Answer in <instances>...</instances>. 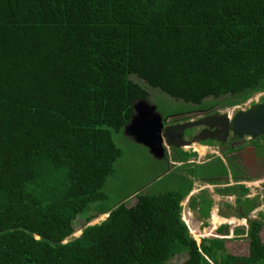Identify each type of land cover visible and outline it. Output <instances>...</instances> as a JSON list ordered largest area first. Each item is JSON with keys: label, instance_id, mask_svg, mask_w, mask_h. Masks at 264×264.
<instances>
[{"label": "trees", "instance_id": "trees-1", "mask_svg": "<svg viewBox=\"0 0 264 264\" xmlns=\"http://www.w3.org/2000/svg\"><path fill=\"white\" fill-rule=\"evenodd\" d=\"M137 80L196 107L264 94V0H0V264H172L183 254V264H264V216L236 233L246 256L226 240L197 243L182 207L194 185L183 180L67 242L107 200L123 156L114 135L151 98ZM241 198L247 217L255 203Z\"/></svg>", "mask_w": 264, "mask_h": 264}, {"label": "rangeland", "instance_id": "rangeland-1", "mask_svg": "<svg viewBox=\"0 0 264 264\" xmlns=\"http://www.w3.org/2000/svg\"><path fill=\"white\" fill-rule=\"evenodd\" d=\"M137 82L150 92L151 98L148 103L151 107L157 108L158 114L164 119V121H166L168 117L172 115L185 113L182 116L177 117L176 120L186 123H193L203 117V113H198L200 110L213 111L215 113L228 112L231 116H233L238 112L248 111L253 103H258L260 99L264 97V94L256 95L249 102L242 103L234 108H224L223 100L213 99L205 101L201 107H196L194 105H188L184 102L177 101L159 90L151 89L141 81L137 80ZM214 103L216 105L210 108V106ZM190 111H194V113H191ZM199 130L200 129L197 131ZM191 134L192 131L189 132V135ZM114 138L118 147L123 151V156L115 164L114 175L111 176L107 187L105 188L104 192L107 196V200L93 206L88 214L81 216L77 220L75 223V226H77V231L73 237L67 240V242H71L80 238L82 236L83 230L87 226H96L104 223L109 218V215L102 216L104 213L112 212L123 204L132 207L137 203L138 198L141 195L169 193L178 187L181 180L186 181L187 183L191 182L194 186L199 184L197 185L196 189L203 191L202 195H200L202 197H200L198 200L196 199L197 205L194 206L195 204L192 205L193 203L190 205V208L194 211L196 218L199 217V214L208 218L212 207L215 206V209H218L220 205L218 202L220 201L222 202L220 206L222 213L220 212V214L225 215L228 211L225 208L224 201H230L233 203L235 202L234 198L231 201L229 200L230 197L220 194L221 191L225 190L224 187L226 186H211L203 182V180L206 179L218 180V178L221 176L219 174L220 170H223L222 176L225 177L226 173L224 172L228 169V179L231 182L232 180L238 181L236 179L237 176L240 180L242 179L243 181H246L242 184L247 185L251 190H253L254 194L255 192L260 194L264 191V189H262V184L264 182V145L262 143L259 145V142L264 141V138L260 139L259 142L257 141L253 143H250L248 140H246L245 143L241 145V149L238 151V154L231 156L230 159H227V155H225L226 158H224L220 151L215 150L218 155L215 154L213 157H211L212 155L209 154L212 151L208 153V156L210 157L209 164H207L208 162L202 160L199 162L200 164L195 163L192 165L187 163L184 166L178 164L180 160L179 157H177V155L180 156V154H182V151H173L174 155H168L165 159L159 160L151 153L149 148L139 144L132 136L128 135L126 130L121 134L114 135ZM209 145L216 146L214 143H209ZM197 147V149H202L200 146ZM186 149L189 150L188 148ZM215 156L219 158H216ZM195 159L198 158L196 157ZM224 162L225 164H228V167L226 166L227 169L223 167ZM210 193L212 195H210ZM212 197L214 198L212 199ZM227 198L229 199L227 200ZM209 199L213 200L212 206L209 205ZM185 203V206H183V220L186 219L188 213L187 210L189 211V204ZM198 207L201 209V213L200 211L198 212ZM245 207L250 208L249 206ZM258 210L261 211V214L259 215L261 218L264 216V213H262L263 210ZM230 216L231 214H227V217ZM257 217L258 214L254 213L251 216V220L253 221ZM92 218H95L96 220L88 224L87 222H89V220ZM191 220H193V218ZM191 220L188 219V221ZM239 223L232 222L228 228L231 230L235 227L236 229L247 232L249 229L248 223L246 221L244 223ZM212 228L214 227H210L208 224L207 227H205V230L203 232L201 231L202 234H195L192 230L190 234L195 240H199L200 237L202 239L204 238V240L219 239L216 236L222 238L220 233L216 232V234L213 235L211 232L213 230ZM229 229L225 230L223 234H229ZM231 237H233L232 234L230 235V238ZM262 238L264 241V231L262 233ZM228 240H230L228 241L230 242L229 245H227L229 254L234 256H246L249 254L250 242L245 236ZM198 244L200 245L199 241ZM186 260L187 255L183 254L178 256L177 259L172 262V264H183Z\"/></svg>", "mask_w": 264, "mask_h": 264}, {"label": "water", "instance_id": "water-1", "mask_svg": "<svg viewBox=\"0 0 264 264\" xmlns=\"http://www.w3.org/2000/svg\"><path fill=\"white\" fill-rule=\"evenodd\" d=\"M135 116L126 128L128 135L136 142L149 148L151 153L159 160L167 157V149L183 150L193 144L218 141L227 143L230 135V126L239 138L251 137L258 139L264 137V104L257 105L248 111L238 113L232 124L227 115H214L197 123L183 124L165 128L164 119L158 114L157 108L151 107L147 101L135 105ZM198 127L208 128L193 142L185 140V133Z\"/></svg>", "mask_w": 264, "mask_h": 264}, {"label": "flooded vegetation", "instance_id": "flooded-vegetation-1", "mask_svg": "<svg viewBox=\"0 0 264 264\" xmlns=\"http://www.w3.org/2000/svg\"><path fill=\"white\" fill-rule=\"evenodd\" d=\"M260 104H264V97L263 98H261L260 99V101L258 102V103H253L252 105H251V108H253V107H255V106H257V105H260ZM250 108V109H251ZM191 113H194V111H190ZM198 113H200V114H202L203 113V117L202 118H200L198 121H196V122H193V123H197V122H199V121H201V120H203V119H206V118H208V117H212V116H214V115H218V114H221V115H227V116H229L230 117V120H231V124H232V122H233V120H234V118H235V116L238 114V113H240V112H238L237 114H235V115H233V116H231L228 112L227 113H218V112H213V111H207V110H200V111H198ZM183 114H185V113H182V114H177V115H172V116H170V117H168V119L165 121V128H168V127H175V126H179V125H183V124H189V123H186V122H183V121H178V120H176V118L177 117H180V116H182ZM198 129H200L199 131H197ZM208 128H206V127H198V128H196V129H194V130H192V134L191 135H189V132L191 131H187L186 133H185V140L186 141H188V142H193L194 140H195V138L196 137H198V136H200L203 132H205L206 130H207ZM260 138H262V137H260ZM260 138H258V139H254V138H251V137H245V138H239V137H237L236 135H235V133H234V130L232 129V127L230 126V135H229V137H228V141H227V143H220V142H218V141H208V142H206V143H200V144H193V146L192 147H188V149L189 150H187L186 148L185 149H183V150H177V149H175V148H172V149H167V156L168 155H174V153H173V151H175V152H179V151H183V152H185V153H189V154H198V159H195L196 157H194V158H192V160L191 161H189L188 162V164H192V165H194L195 163L196 164H200L199 162H200V159H199V153H198V151L196 150V148H195V146H200L201 148H203V149H207V151L208 152H210L211 150L213 151V149H214V152H216L215 150H218V151H220V153L223 155V157L224 158H226L225 157V155H227L228 156V158L227 159H230V157L231 156H235V155H237L238 154V151L241 149V145L242 144H244L245 143V141L246 140H248L250 143H253V142H257V141H260ZM209 143H214L216 146H210L209 145ZM261 143L264 145V141H260V145H261ZM177 157H179L180 158V156H178L177 155ZM211 157H213V155L211 156ZM216 157V156H215ZM210 157L208 156L207 158H206V160H204L205 162H208L207 164H209V162H210V159H209ZM216 158H219V157H216ZM224 158H222V159H224ZM232 160V159H231ZM194 161V162H193ZM198 161V162H197ZM223 162V161H222ZM178 164L179 165H181V166H184L185 164H187L186 162H183V161H180V162H178ZM224 165L225 166H227L228 167V164H225V162H224ZM229 178V177H228ZM229 181V179H227V178H225V177H223V176H220L219 178H218V180H216V181H221V182H223V181ZM232 181H234V180H232ZM231 182V181H230ZM243 182H246V181H243ZM231 185V184H230ZM229 185V186H230ZM263 188L262 189H264V182H263ZM220 186H226V187H224L225 188V190L224 191H226L228 188H230L229 186H228V184H225L224 183V185H220ZM242 187H245L249 192H248V194H246V196L245 197H243V195H242V193H238V194H227L226 193V195L225 196H228V197H230V199L229 198H227V200L229 199V200H233V198L237 195V198L235 199V202L233 203V202H230V201H224V203H225V208H226V210L228 211L227 213H229V214H231V217H234V218H236L237 220H242V221H244V220H247L248 222L249 221H251V216L255 213V214H258V217L255 219V220H258V219H261L260 218V214H261V211H259L258 209H262L263 210V212L262 213H264V191L263 192H261L260 194H258L257 192H255V194H254V192H253V190H251L247 185H243ZM223 188V189H224ZM222 189V188H221ZM203 192V191H202ZM233 197V198H232ZM240 197H242L241 198V200H244V201H246V202H248V201H250V202H254L255 203V210L250 214V215H248L247 217H245V215H244V213H245V211H244V208H241V207H239V199H240ZM226 198V197H225ZM193 200L194 199H192V202H193ZM191 202V203H192ZM209 202H212L213 203V200H211V199H209ZM190 203V204H191ZM235 205V206H234ZM230 211V212H229ZM200 213H201V210H200ZM202 216V215H201ZM187 217V216H186ZM213 219H215V222L216 221H220L221 222V224L220 225H222V223H223V220L220 218V217H218V215L216 214V212H214V215H213ZM223 219H225V218H223ZM226 220H228V219H226ZM184 221L187 223V221H186V219H184ZM213 222H214V220H213ZM188 224V223H187ZM220 225H216L215 223H214V227L215 228H217V227H219ZM191 229V228H190Z\"/></svg>", "mask_w": 264, "mask_h": 264}, {"label": "crops", "instance_id": "crops-1", "mask_svg": "<svg viewBox=\"0 0 264 264\" xmlns=\"http://www.w3.org/2000/svg\"><path fill=\"white\" fill-rule=\"evenodd\" d=\"M196 150H197V148H196ZM200 149H198L197 151H198V153H199V159H200V162L203 160H206V158L208 157V153H210V152H207L206 154H205V156L203 157V155H202V153H201V151H199ZM212 151V150H211ZM215 154H217L216 152H214V150L209 154V155H215ZM218 155V154H217ZM233 182V183H232ZM231 182V185L229 186V187H235V186H243L244 184H242L243 182H241V183H235V181H232ZM235 183V184H234ZM197 185H199V184H196V186H194V189H193V192L191 193V195L182 203V207L183 206H185L184 205V203L186 202L187 204H189V211L187 210V214H188V218L189 219H191V217H193V220H192V222H193V225H196V228H198L199 229V233L200 234H202L201 233V231L203 232L204 230H205V227H207V225L209 224V226L211 227H214V222H213V215H214V212H216V214L218 215V217H220L222 220H223V223H222V225H220L218 228H212L211 230V232H212V234L213 235H215L216 234V232L217 233H220V229L221 228H223V227H230L229 225H231L232 224V222H238L239 223V221H237V219L236 218H234V217H227V214H229V213H227V214H225V215H221L220 214V212H221V201L220 202H218L220 205H219V207H218V209H215V206L214 207H212V210H211V213H210V215H209V217L207 218V217H203V216H201L200 214H199V217H197L196 218V216L194 215V211L190 208V203L192 202V199H194V200H198L200 197H202V196H200V195H202V191H200V190H197L196 189V187H197ZM218 187V186H217ZM220 194H222V193H220ZM210 195H212L211 193H210ZM223 196H225L226 194H222ZM214 197H212V199H213ZM218 198H220V197H218ZM233 198V197H232ZM237 198V195L234 197V199H236ZM232 201V200H231ZM185 203V204H186ZM193 204L192 205H194V206H196L197 204L196 203H194V202H192ZM212 205H213V203H212ZM235 206V205H234ZM198 212L201 210L199 207H198ZM222 213V212H221ZM195 214H197V213H195ZM223 218H225V219H223ZM226 219H228V220H226ZM231 219V220H230ZM228 222V223H227ZM231 222V223H230ZM240 223H244V222H240ZM239 223V224H240ZM248 223V222H247ZM189 228V227H188ZM228 230V229H227ZM239 229H236L235 227H234V229H229V234H223V235H220V236H222V238H220V237H218V236H216L217 238H219L218 240H226L227 241V243H230V242H228V241H230V240H228V239H232V238H241V237H243V236H238V235H236V233H237V231H238ZM232 234V236L233 237H231L230 238V235ZM219 235V234H218ZM193 237V236H192ZM246 237V236H245ZM204 240V238L202 239L201 237H200V239L199 240H196L197 241V243H198V241H199V243L201 244V242ZM206 240H209V239H206Z\"/></svg>", "mask_w": 264, "mask_h": 264}, {"label": "bare ground", "instance_id": "bare-ground-1", "mask_svg": "<svg viewBox=\"0 0 264 264\" xmlns=\"http://www.w3.org/2000/svg\"><path fill=\"white\" fill-rule=\"evenodd\" d=\"M198 146V145H197ZM197 146H195V148H198ZM198 150V149H197ZM199 151H201V153H202V155H203V157L205 156V154H206V152H207V149L205 148V149H201V150H199ZM187 204V203H186ZM187 216H188V214H187ZM193 217H191V219H192ZM188 217H186V221H187V223H188V225L190 226V228H191V230L195 233V234H199V229L198 228H196V225H193V222H192V220L191 221H188ZM231 220V219H230ZM237 221H239V222H248L247 220H244V221H242V220H237ZM215 224L216 225H218V224H220V222L219 221H216L215 222Z\"/></svg>", "mask_w": 264, "mask_h": 264}]
</instances>
